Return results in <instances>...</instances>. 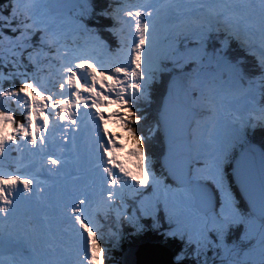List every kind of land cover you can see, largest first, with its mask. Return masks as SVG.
Here are the masks:
<instances>
[{
	"label": "snow or ice",
	"instance_id": "snow-or-ice-1",
	"mask_svg": "<svg viewBox=\"0 0 264 264\" xmlns=\"http://www.w3.org/2000/svg\"><path fill=\"white\" fill-rule=\"evenodd\" d=\"M0 8V101L23 112L0 107V160L17 153L0 171V247L15 249L0 264H105L123 226L164 229L176 264H210L209 250L219 264H264V150L248 137L264 128V0ZM52 69L59 92L42 86ZM224 98L228 119L205 134ZM105 105L132 140L131 167Z\"/></svg>",
	"mask_w": 264,
	"mask_h": 264
},
{
	"label": "rangeland",
	"instance_id": "rangeland-1",
	"mask_svg": "<svg viewBox=\"0 0 264 264\" xmlns=\"http://www.w3.org/2000/svg\"><path fill=\"white\" fill-rule=\"evenodd\" d=\"M6 2H8V1H5L1 6L5 5ZM3 13H4V15H7L8 14L7 8H0V14H3ZM90 22L92 24V23H96L97 21L95 20L94 22H92V21H90ZM5 32H6V34L11 35V33H8L6 29H5ZM166 34L167 35L168 34L169 35H174V33L172 31L171 32H166ZM51 72H52V75H49V70H45V73L43 74V79H42V86L48 88L49 90L59 92L60 91L59 86H58L59 85V81H58V79L55 76V69H52ZM53 85H55L54 88H53ZM4 86L7 87V84H5ZM57 98L59 99V97H57ZM224 99L218 105H220L221 107H223L222 108V111H225L226 112L229 109V103L230 102H229V100H224ZM11 106H12L11 109L13 111H15L17 109L20 110V112L17 113L18 115H22L23 114L22 108L20 106H18V105H11ZM11 106L9 105V103L7 101H0V107H2L4 109H8ZM108 108H109V106L106 107V108L101 107V111L105 114V119L107 121L109 119V117L107 115L109 113L107 111ZM112 110H115V107H113ZM215 116H218L220 118L221 114L220 113H217V114L216 113H211V114L209 113V115L205 119V122L206 123H211V122L214 123L213 120L215 119ZM81 117L83 118V116H81ZM226 117H228V116H226ZM14 118L16 119L15 115H14ZM224 122H219V123L220 124H223ZM83 123H82V127H83ZM107 123L104 124L103 127L104 128H107L108 131H110V128L108 127ZM211 126H212V124H210V125H207V124L206 125H202V127L205 128V134H206V129H210ZM58 130H57V132H58ZM99 131H100V135H103V130L102 129H99ZM57 132L54 134L55 135V139H57V137H56L57 136ZM91 132L90 131L88 132V136L90 135ZM111 132L113 133V135L119 137V142H120V144L123 145V150L118 153V159H119V161L120 162H123L126 167H131V158L127 155V153H128L129 148H131V146L133 145V143L130 146H127L126 145V143H130L132 141L131 138L128 137V135H127V140H126L125 137H124L125 132L123 130H120V129L115 130V129L112 128ZM80 138L83 139V137H80ZM196 147H199V146L196 145ZM50 149H49V151H51ZM15 153H16V151H15ZM16 155H17V153H16ZM6 158L7 157H5L3 160H0V166L6 167V168H1L0 171H3V172L9 171V169H7V166L5 164V162H6L9 165V163L7 162V159ZM120 159H122V160H120ZM128 230H129V232H133V230L130 227H128ZM159 232H161V231H159ZM115 243L112 242V245L115 244ZM26 247L27 246L25 245V248ZM113 247H115V246L113 245ZM9 251L15 252V249H10V250H7L6 251L3 247H0V257H3L5 255H8L9 253H7V252H9ZM108 251H109V248H108ZM207 256H208V258L210 260V264H219V261L217 259H214L213 258L211 250L208 251ZM119 264H120V261H119Z\"/></svg>",
	"mask_w": 264,
	"mask_h": 264
},
{
	"label": "trees",
	"instance_id": "trees-1",
	"mask_svg": "<svg viewBox=\"0 0 264 264\" xmlns=\"http://www.w3.org/2000/svg\"><path fill=\"white\" fill-rule=\"evenodd\" d=\"M0 1L2 3H4L5 1H8V0H0ZM95 20L96 19H94L92 22H94ZM92 24H95L96 26L97 25L100 26L103 24V22H102V19H99V23H92ZM11 108H12V106H11ZM18 112H20V110H18V109L14 111L17 121H20L23 118V114L18 115L17 114ZM205 114H207V113H205ZM254 133H256V135L258 136V140L260 141V142H257V141L256 142L259 143L258 145L260 146V148L262 150H264V142H263L264 141V134H263V132L258 128L257 130H254ZM126 135H127V132H126ZM131 145H132V142H131ZM230 169L231 168L228 169V178L230 180H232L231 176L229 174ZM142 222L147 223L146 221H142ZM123 229H124V232H122L120 234L119 239L117 241H115L116 242L115 244H113L115 247H113V245H110L112 243L111 241H109L105 245L106 247L109 248V251L107 254L108 256H107V259L105 261V264H119L120 250L124 249L128 245L140 244L143 242L157 241V242H159L165 246H168L171 249V251L173 252L174 256H176L177 252L179 251V249L181 247L180 242L178 240L173 241V240L165 239L161 235V233H159L158 231H154L151 227L146 226L143 231L138 232V233L133 231V232H131V234L128 230V226L127 227L125 226ZM160 230H164V229H160ZM238 231H239V229L233 230V235L238 233ZM186 261H188L190 264H193V261H191V260H186Z\"/></svg>",
	"mask_w": 264,
	"mask_h": 264
},
{
	"label": "water",
	"instance_id": "water-1",
	"mask_svg": "<svg viewBox=\"0 0 264 264\" xmlns=\"http://www.w3.org/2000/svg\"><path fill=\"white\" fill-rule=\"evenodd\" d=\"M248 161L242 160L240 162L241 169H247ZM257 178L259 170V162H256ZM231 179L232 177L231 169ZM120 264H176L172 258L171 252L159 244L144 243L137 246H131L125 250L120 251ZM183 264H188L183 262Z\"/></svg>",
	"mask_w": 264,
	"mask_h": 264
},
{
	"label": "bare ground",
	"instance_id": "bare-ground-1",
	"mask_svg": "<svg viewBox=\"0 0 264 264\" xmlns=\"http://www.w3.org/2000/svg\"><path fill=\"white\" fill-rule=\"evenodd\" d=\"M215 113H216V114H217V113H220V114H222L220 111H216ZM219 119H220V118H219Z\"/></svg>",
	"mask_w": 264,
	"mask_h": 264
}]
</instances>
